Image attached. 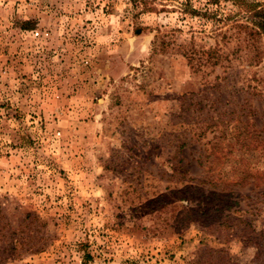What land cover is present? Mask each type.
<instances>
[{
	"label": "rangeland",
	"instance_id": "1",
	"mask_svg": "<svg viewBox=\"0 0 264 264\" xmlns=\"http://www.w3.org/2000/svg\"><path fill=\"white\" fill-rule=\"evenodd\" d=\"M251 4L0 0V264H264Z\"/></svg>",
	"mask_w": 264,
	"mask_h": 264
},
{
	"label": "trees",
	"instance_id": "2",
	"mask_svg": "<svg viewBox=\"0 0 264 264\" xmlns=\"http://www.w3.org/2000/svg\"><path fill=\"white\" fill-rule=\"evenodd\" d=\"M184 7H185L184 13L189 14L193 17H196L199 15V13L196 10H194L193 7L189 3H186ZM155 9L156 8H152V7L146 8V10L148 11H154ZM247 12L251 14L252 24L254 25V28L256 29V33L264 34V11L259 9V7L256 4H251L247 8ZM26 25L27 24H22L21 26L22 29H29ZM137 33L140 34L141 30H137Z\"/></svg>",
	"mask_w": 264,
	"mask_h": 264
},
{
	"label": "clouds",
	"instance_id": "3",
	"mask_svg": "<svg viewBox=\"0 0 264 264\" xmlns=\"http://www.w3.org/2000/svg\"><path fill=\"white\" fill-rule=\"evenodd\" d=\"M255 227H256V230H257V231H260V230H261V226L259 225V223H257V224L255 225ZM234 245H236V246H233V247L230 249V254H233V255L237 254L238 251H239V248L242 247V244L239 243V242H234Z\"/></svg>",
	"mask_w": 264,
	"mask_h": 264
}]
</instances>
